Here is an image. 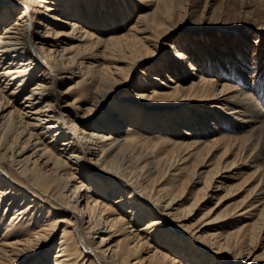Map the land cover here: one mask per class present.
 Returning <instances> with one entry per match:
<instances>
[{"label": "bare ground", "instance_id": "6f19581e", "mask_svg": "<svg viewBox=\"0 0 264 264\" xmlns=\"http://www.w3.org/2000/svg\"><path fill=\"white\" fill-rule=\"evenodd\" d=\"M75 1L0 0V264H50L54 244L53 264L247 261L264 233L263 176L233 209L216 213L212 205L197 221L186 218L220 189L228 194L247 182L235 186L219 176L237 165L227 159L230 150L256 151L253 162L263 157L262 110L246 90L203 74L183 77L186 84L170 77V89L143 78L147 84L130 92L131 72L150 54L147 40L171 29L175 0H157L128 31L111 36L84 27ZM41 23L49 28L45 37ZM58 75L73 98L62 107L54 91ZM122 86L133 95L115 98ZM221 102L244 107L236 111L252 122L250 133L200 142L168 133L144 142L129 134L143 111L164 105L162 112L172 113L167 106L185 105L209 114L204 108L218 110ZM223 148L213 162L210 155ZM257 164V171L264 168ZM249 264H264V248Z\"/></svg>", "mask_w": 264, "mask_h": 264}, {"label": "rangeland", "instance_id": "374dc122", "mask_svg": "<svg viewBox=\"0 0 264 264\" xmlns=\"http://www.w3.org/2000/svg\"><path fill=\"white\" fill-rule=\"evenodd\" d=\"M78 1L80 2L79 6H74V14L76 16L78 14L77 20L81 21L85 25L84 27L97 31V34L103 36L118 35L128 31L138 21L140 15L157 7L158 2L157 0H77L75 2ZM175 1L176 5L172 11L173 17L167 19V23L171 24V29L164 36H156L160 31H156L155 34L153 32V38L147 40L150 51V54L147 51L149 59L146 58L141 61V67L131 72V82L128 81L131 84L127 86L131 90L130 92L136 91L140 83L147 84L143 78L150 81L149 86L154 84L170 89L171 87L168 86L173 84L170 77L179 79L180 83L186 84L183 77L203 74L208 78L215 77L216 81L220 83L228 82L234 87H240L241 91H247L254 98L253 106L259 107L258 113L260 109L262 110L261 114L264 115V0ZM17 4L19 9L23 7L19 1ZM161 6L163 7V4ZM36 7L40 11L43 10V7L39 5ZM4 12L5 9L0 8V15H3ZM17 13L18 10L14 11L13 17L18 18ZM65 14L62 13L59 17H66ZM38 28L44 37L49 32V28L45 24ZM56 29H60V27L56 25ZM177 49H179V53L184 54L176 56ZM192 66L196 69H191ZM150 74L156 75L158 79H151ZM53 81L55 94L58 95L59 105L62 107L73 98L66 95L64 91L66 86L61 83L59 75L55 76ZM130 92L122 86L118 92L117 90L113 92V96L122 100L124 95H133ZM165 107L164 105L158 106L154 112L143 111L145 118L142 122L137 121L136 126L132 128L133 130L128 129L130 130L129 134L146 142L158 141L161 135H167V133L179 141L200 142L210 141L224 135L248 134L253 126L252 122L249 123L248 120H244L246 116L243 117V114L238 116L237 114L238 111L236 110H244V107L235 106L232 103H224L222 108H218V110L204 108V110L211 112L209 114L205 112L195 114L193 109L195 106L188 107L186 109L188 111H185L184 108L187 107L185 105L167 106V109L173 112H162ZM189 111L193 114L190 113V115ZM155 114L160 116L159 118L163 119L164 122L160 123L158 118L155 120ZM126 115H129V111L126 112ZM177 115L182 119L184 116V120L181 119L182 122L180 119L177 120ZM67 125L68 122H66ZM223 151L224 148L219 151L215 150L210 155L214 159L213 162L219 159L218 156ZM230 151L227 152V159L237 162V165L235 168L222 171L219 178H222L223 181L227 180V184H235V186L242 183L245 177H248L247 182L239 186L238 189L234 188L235 190L228 193L229 195L226 194V189H220L214 196L207 197L204 204L200 208L195 207L191 212V217L186 218L187 223L197 221L203 212L212 205L217 207L216 213L224 207L233 209L240 200L245 199L246 196L249 198L250 188H253L258 182L256 179L261 176L264 178V168L257 171L258 162L261 168L264 166V154L262 158L257 159L258 161L253 162L252 157L256 151H249L242 156L236 149ZM204 154L206 151L202 156ZM198 158V156L195 158L193 155L190 161H197ZM86 160L92 166L94 165V168L98 167V164L93 163L88 157ZM259 195L263 197L264 191ZM219 199L220 206L218 205ZM237 217H235L237 218L235 221L226 224L223 229L225 230L232 224L239 222L240 216ZM55 241L57 243L59 238L55 237ZM255 245L252 250V257L247 261L243 260L241 264H249L256 255H260L264 248V233L257 238ZM56 247L57 244H54L49 250L51 254L48 256V263L50 264H53Z\"/></svg>", "mask_w": 264, "mask_h": 264}]
</instances>
